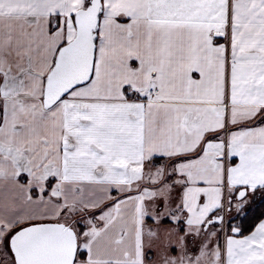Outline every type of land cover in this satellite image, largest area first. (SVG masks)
<instances>
[{
    "label": "snow or ice",
    "instance_id": "1",
    "mask_svg": "<svg viewBox=\"0 0 264 264\" xmlns=\"http://www.w3.org/2000/svg\"><path fill=\"white\" fill-rule=\"evenodd\" d=\"M0 264H264V0H0Z\"/></svg>",
    "mask_w": 264,
    "mask_h": 264
}]
</instances>
